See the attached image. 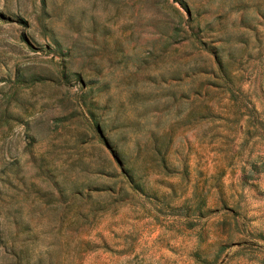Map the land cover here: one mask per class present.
Listing matches in <instances>:
<instances>
[{"label": "rangeland", "instance_id": "374dc122", "mask_svg": "<svg viewBox=\"0 0 264 264\" xmlns=\"http://www.w3.org/2000/svg\"><path fill=\"white\" fill-rule=\"evenodd\" d=\"M0 264H264V0H0Z\"/></svg>", "mask_w": 264, "mask_h": 264}, {"label": "trees", "instance_id": "16d2710c", "mask_svg": "<svg viewBox=\"0 0 264 264\" xmlns=\"http://www.w3.org/2000/svg\"><path fill=\"white\" fill-rule=\"evenodd\" d=\"M127 170V169H126ZM128 175H130V172H128Z\"/></svg>", "mask_w": 264, "mask_h": 264}]
</instances>
